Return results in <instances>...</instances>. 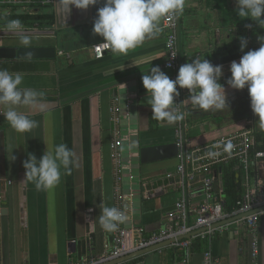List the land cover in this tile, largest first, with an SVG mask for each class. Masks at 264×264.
<instances>
[{"label":"crops","instance_id":"0c3cea01","mask_svg":"<svg viewBox=\"0 0 264 264\" xmlns=\"http://www.w3.org/2000/svg\"><path fill=\"white\" fill-rule=\"evenodd\" d=\"M38 9L32 11L27 4L0 5V14L8 11L1 14L2 17L19 19L24 24L31 39L28 48H55L53 59L0 60V69L23 75L21 88L43 94L42 105L21 109L30 119L39 122L31 133H16L0 115L7 182L6 202L0 201V208L6 209L8 214L10 264H66L69 259L79 261L101 254L107 245L111 246L115 233L102 231L97 222L101 206L115 207V159L111 144L121 141L118 152L124 164L126 156L132 158L136 151L133 149L138 145L167 144L174 139L173 125L159 122L156 131L148 129L149 115L153 113L142 86V75L151 67L159 66L171 78L172 73L163 65L162 30L127 55L115 56L110 51L97 60L92 46L103 42V38L93 34L94 23L55 31L49 19L52 14L41 18L46 14L44 8ZM221 11L224 12L222 23L233 24L225 26L223 32ZM247 22L251 28L246 27ZM178 23L181 65L205 58L213 65H222L223 76L230 74L231 63L239 62L241 55L232 52L221 56V33L229 40L226 48L237 42L238 29L249 31L251 38L252 23L255 24L237 16L236 0H185ZM230 29L232 36L228 35ZM0 47L25 48L6 28L0 30ZM222 85L228 109L203 112L188 103V138L195 144H203L251 128L261 134L258 145L264 150V131L259 129L251 108L247 110L244 105V90ZM113 107L117 108V113L112 114ZM221 129L225 132L221 133ZM60 143L73 151L76 164L70 174L61 169V180L56 187L37 191L34 184L25 179L23 162L29 154L39 159L46 147ZM11 153L16 157L14 161L10 160ZM174 164L164 169L156 168V163L140 166L137 187L131 180L122 185V211L127 219L119 227L125 230L126 247L162 227L176 196L146 197L142 184H159L157 175ZM128 169L132 178V169ZM252 177L264 183V161L252 172ZM242 186L240 182L243 190ZM259 218L257 263L264 264V212ZM207 250L217 264H251L247 232L232 225L217 234L201 252L165 248L121 264H203V252Z\"/></svg>","mask_w":264,"mask_h":264},{"label":"clouds","instance_id":"9594fccd","mask_svg":"<svg viewBox=\"0 0 264 264\" xmlns=\"http://www.w3.org/2000/svg\"><path fill=\"white\" fill-rule=\"evenodd\" d=\"M61 10L70 15L72 8L87 10L97 0H58ZM185 0H105L104 7L98 9L93 24V34L103 38L106 47L115 56L127 55L130 50L141 46L146 39L161 32V21L182 14ZM236 14L239 18L254 21L264 28V0H236ZM251 28V24L246 25ZM7 32L18 37L25 48L31 44L29 34L19 19L5 24ZM259 48L244 52L248 45L245 37H240V51L244 53L239 62L230 65V77L226 84L234 90L247 88L250 108L257 118L259 129L264 131V36L257 37ZM31 55V53H28ZM171 67V65H168ZM223 66L213 65L207 59H194L179 67L176 78L171 79L159 66L151 67L142 75V86L147 93L146 103L151 107L156 121L173 125L184 118L183 112L175 103L180 96L178 89L188 91L187 102L194 108L208 112L228 109L225 87L220 83ZM23 75L0 69V115L10 128L18 134L31 133L38 127V121L30 119L21 109H33L43 104L42 93L31 88H21ZM219 144L213 145L220 149ZM233 148L231 141L223 145V151ZM208 157L221 155L220 151L209 150ZM16 157L12 155L10 160ZM74 153L64 143L46 147L43 155L37 159L29 154L23 162L25 179L33 183L37 191H47L56 187L61 180V169L70 174L75 166ZM125 213L117 207L101 206L97 218L100 229L112 233L126 221Z\"/></svg>","mask_w":264,"mask_h":264},{"label":"built area","instance_id":"2783aa9c","mask_svg":"<svg viewBox=\"0 0 264 264\" xmlns=\"http://www.w3.org/2000/svg\"><path fill=\"white\" fill-rule=\"evenodd\" d=\"M29 1L10 0L5 5L19 7L28 5ZM52 5V0H39L36 6L41 9ZM164 32V68L169 70L175 79L180 63L179 25L175 18H165L161 22ZM93 57L102 59L111 50L104 42L92 46ZM171 65L169 67L168 65ZM180 96L175 99L177 107L183 112L184 118L173 124V143L177 147L174 158L175 164L171 168L159 173V184L143 183L142 188L146 197H163L174 195L170 211L166 214L162 227L131 247L124 245L125 230L122 227L114 233L111 246L96 256L73 261L66 264H108L122 257L163 245L154 251L165 248L190 250L196 240L206 241L210 245L217 234H221L229 226L242 227L250 239V263L258 264V236L257 224L263 214L264 183L253 180L252 172L264 161V150L258 149L256 133L251 128H243L226 136L207 143L195 144L187 136L188 91L178 89ZM117 113L116 107L111 109ZM231 141L233 148L223 151V145ZM219 144L220 149L213 145ZM121 141L111 144V151L115 159V186L113 200L115 207L122 210V185L125 165L131 167V162L123 164L118 152ZM209 150L220 151L217 157H208ZM129 159H131L129 157ZM234 164L239 171V181L243 183V192L235 207L227 212L224 210V199L221 190L222 168ZM129 172V170H128ZM129 175V173H128ZM129 175V179L131 180ZM131 182V181H130ZM148 184V185H147ZM189 236L188 239L185 237ZM203 264H217L209 250L203 252Z\"/></svg>","mask_w":264,"mask_h":264},{"label":"water","instance_id":"95a60500","mask_svg":"<svg viewBox=\"0 0 264 264\" xmlns=\"http://www.w3.org/2000/svg\"><path fill=\"white\" fill-rule=\"evenodd\" d=\"M10 0H0V5H5ZM27 1V0H26ZM29 7L32 11H38L36 2L39 0H28ZM105 0H97V3L90 6L87 10H78L72 8L70 15L61 10L58 0H52V9L45 8L44 14L51 13L53 16L54 30L62 31L79 26H86L97 19L98 9L104 7ZM52 10V11H51ZM8 11H1V14H7ZM178 22V17H176ZM179 25V23H178ZM31 53V55H28ZM53 59L55 58V48H1L0 47V60H25V59ZM136 159L139 166L149 165L154 163H160L164 161L173 160L177 154V147L172 143L149 145V146H137L135 149ZM6 190L7 182L4 173V142L3 133L0 132V201L6 202ZM264 209V207H263ZM186 239L189 236L185 237ZM163 247V245L155 246L150 249L142 250L134 254L127 255L108 264H121L144 254L153 252L157 248ZM0 251H1V264H10L9 253V231H8V214L6 209L0 210Z\"/></svg>","mask_w":264,"mask_h":264},{"label":"trees","instance_id":"16d2710c","mask_svg":"<svg viewBox=\"0 0 264 264\" xmlns=\"http://www.w3.org/2000/svg\"><path fill=\"white\" fill-rule=\"evenodd\" d=\"M50 16V15H49ZM47 17V14L45 16H41V18ZM51 20V24L53 21L52 15L49 17ZM15 72H28L26 70L23 71H16ZM230 77V74L223 76L220 80L221 84H226L227 79ZM243 102L247 110L250 107V98L248 94L247 88L244 89V96H243ZM190 106L188 105V109ZM187 109V111H188ZM189 112V111H188ZM150 116V122H149V130L150 131H156L157 130V124L159 121H156L155 119H152L153 115ZM257 141L261 138V134L257 133L256 134ZM258 149L262 150L261 146H258ZM175 161L169 160V161H164L161 163H156V168L158 169H164L166 167H169L173 165ZM144 166V165H143ZM239 171L236 169V166L234 164H230L229 166L223 167L222 168V173H221V190H222V196L224 199V210L229 212L231 211L235 205L238 199L240 198L242 194V189H240V182H239ZM207 246L206 241H201V240H196L193 245L190 247V252H201L203 248ZM203 247V248H202ZM179 252H184V249H175ZM185 254V253H184ZM184 259V258H183Z\"/></svg>","mask_w":264,"mask_h":264},{"label":"rangeland","instance_id":"374dc122","mask_svg":"<svg viewBox=\"0 0 264 264\" xmlns=\"http://www.w3.org/2000/svg\"><path fill=\"white\" fill-rule=\"evenodd\" d=\"M223 14H224V12L223 11H221V32H223L222 30H225L226 29V27L225 26H227V25H233L232 24V22H230L229 23V21H228V23H222V20H223ZM4 21V22H3ZM7 21H9L8 19H5V17H2V15L0 14V30L1 29H4L5 28V24L7 23ZM36 21V20H35ZM3 22V23H2ZM247 25H249V22H247ZM252 29H254V30H252L253 32L251 33V38H250V34H249V31H247V33H245V32H243V31H241L242 29H238V32H237V35H239V38L240 37H245V38H247V40H248V45H247V47L245 48V50H244V52H247V51H249V50H255V49H258L259 48V46H260V44H259V41H258V39H257V37L258 36H264V28H261V27H259V25L258 24H253L252 23ZM226 32H228V31H226ZM229 34V36H232L230 33H231V29L229 30V32H228ZM256 35V36H255ZM239 38H236L235 37V39L237 40V42L236 43H231V46H226V48H225V45H226V43H228V41L229 40H227L226 38H225V33L222 35V33H221V56L222 55H224V54H227V53H232V52H239L240 53V55L242 56L244 53H242L241 51H240V41H239ZM232 39V38H231ZM252 40V42H250ZM257 41V42H256ZM251 43V44H250ZM240 56V57H241ZM224 132H225V130H224ZM223 132V130L221 129V133H224ZM133 150H135V148L133 149ZM128 161L129 162H131L132 164H131V171H132V179H131V182H132V184L135 186V187H137V185H138V181H139V177H140V172H139V165H138V161H137V159H136V155H135V151H133V154H132V158L131 159H129L127 156H126V160H125V162H124V165L125 164H127L128 163ZM126 167H125V173H124V175H123V185H127V182H129L128 181V179H129V175H128V165H125ZM1 209V208H0Z\"/></svg>","mask_w":264,"mask_h":264}]
</instances>
